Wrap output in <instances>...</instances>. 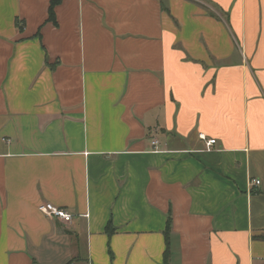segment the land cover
<instances>
[{
    "label": "crops",
    "instance_id": "0c3cea01",
    "mask_svg": "<svg viewBox=\"0 0 264 264\" xmlns=\"http://www.w3.org/2000/svg\"><path fill=\"white\" fill-rule=\"evenodd\" d=\"M51 1L0 0V264H264V0Z\"/></svg>",
    "mask_w": 264,
    "mask_h": 264
},
{
    "label": "built area",
    "instance_id": "2783aa9c",
    "mask_svg": "<svg viewBox=\"0 0 264 264\" xmlns=\"http://www.w3.org/2000/svg\"><path fill=\"white\" fill-rule=\"evenodd\" d=\"M199 137L204 141V146L207 150L211 149L215 144L214 138H208L203 133H200ZM154 144L156 145V141L154 142ZM252 184H259V180H252ZM38 210L46 216L55 217L65 222H69L72 219V214L67 209L56 206L50 202L41 203L38 206Z\"/></svg>",
    "mask_w": 264,
    "mask_h": 264
},
{
    "label": "trees",
    "instance_id": "16d2710c",
    "mask_svg": "<svg viewBox=\"0 0 264 264\" xmlns=\"http://www.w3.org/2000/svg\"><path fill=\"white\" fill-rule=\"evenodd\" d=\"M56 1H57V0H52V1H51V4H50V11H49L50 19H52V17H53L52 6H53V4H55ZM169 220H170V219L168 218V220H167V225H166V237H167V235L169 234V228H170ZM108 229H109V227H108ZM163 264H168V256H167V253H164V262H163Z\"/></svg>",
    "mask_w": 264,
    "mask_h": 264
}]
</instances>
